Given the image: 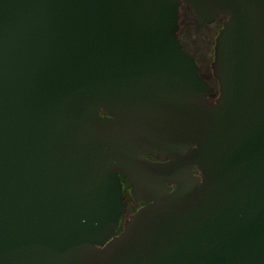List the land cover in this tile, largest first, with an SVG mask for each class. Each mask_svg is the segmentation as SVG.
<instances>
[{
    "label": "water",
    "instance_id": "obj_1",
    "mask_svg": "<svg viewBox=\"0 0 264 264\" xmlns=\"http://www.w3.org/2000/svg\"><path fill=\"white\" fill-rule=\"evenodd\" d=\"M0 264H264V0H0Z\"/></svg>",
    "mask_w": 264,
    "mask_h": 264
},
{
    "label": "flooded vegetation",
    "instance_id": "obj_2",
    "mask_svg": "<svg viewBox=\"0 0 264 264\" xmlns=\"http://www.w3.org/2000/svg\"><path fill=\"white\" fill-rule=\"evenodd\" d=\"M227 17L225 15H218L211 21H200L196 18L193 10L186 4L181 3L179 6V20L177 28V36L180 39L182 47L186 52L191 54L199 68V73L212 87L214 97L218 94V83L213 75L212 61L214 58L215 39L223 22ZM151 160H166L164 154L150 153L146 155ZM197 172V169H195ZM122 183V190L126 210L122 213L119 222V228L116 231L118 234L124 226V222L129 216L138 208L145 205L146 202L138 200L132 195V188L125 176L120 174Z\"/></svg>",
    "mask_w": 264,
    "mask_h": 264
}]
</instances>
